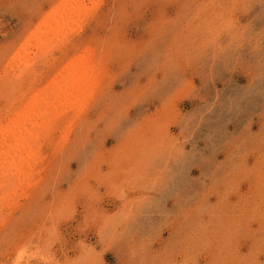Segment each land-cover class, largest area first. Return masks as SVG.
I'll use <instances>...</instances> for the list:
<instances>
[{
    "label": "rangeland",
    "instance_id": "1",
    "mask_svg": "<svg viewBox=\"0 0 264 264\" xmlns=\"http://www.w3.org/2000/svg\"><path fill=\"white\" fill-rule=\"evenodd\" d=\"M64 1L0 0V264H264V0Z\"/></svg>",
    "mask_w": 264,
    "mask_h": 264
},
{
    "label": "bare ground",
    "instance_id": "2",
    "mask_svg": "<svg viewBox=\"0 0 264 264\" xmlns=\"http://www.w3.org/2000/svg\"><path fill=\"white\" fill-rule=\"evenodd\" d=\"M80 1L81 0H79L77 3L79 4L80 3ZM64 2H69V0L68 1H64ZM72 2V1H71ZM69 4H70V2H69ZM75 4V3H74ZM74 4L72 3V5L70 6V5H68V7H69V15L68 14H65V15H67V16H71L72 15V6H74ZM65 5V4H64ZM80 5V4H79ZM83 6V5H82ZM60 7V6H59ZM61 7H63V6H61ZM60 7V9H64V8H61ZM80 8H81V6H80ZM79 8V9H80ZM82 9V8H81ZM57 10V9H56ZM66 10V12H67V9H65ZM72 10V11H71ZM57 11H59V9L57 10ZM56 11V12H57ZM62 12H63V16H64V18L61 16V19H60V16L59 15H57L58 17H59V21H61V22H63V21H66V20H64L65 19V15H64V13H66L65 11H63L62 10ZM61 13V12H60ZM80 13V12H79ZM57 14V13H56ZM61 15V14H60ZM73 15H74V13H73ZM77 15V14H76ZM79 15V14H78ZM83 15V14H82ZM51 16V15H50ZM49 16V17H50ZM56 16V15H55ZM78 17V16H77ZM80 17V16H79ZM76 18V17H75ZM77 19V18H76ZM75 19V20H76ZM73 20V19H72ZM78 20V19H77ZM51 21H54L53 23H55V19L53 20H51ZM79 21H80V19H79ZM61 22H59V23H57L56 22V24H57V26L59 27L58 29L60 30L61 28H62V25H61ZM67 22H68V20H67ZM69 22H71V21H69ZM75 23V22H74ZM61 26V28H60V26ZM64 24H65V22H64ZM68 24V23H67ZM49 25H50V23H49ZM46 26V25H45ZM44 26V27H45ZM50 26H52V28L55 26V24H54V26L53 25H50ZM69 26V25H68ZM43 27V26H42ZM47 27H48V25H47ZM57 28V27H56ZM63 28H65V29H67L66 27H63ZM70 29L72 28V27H69ZM74 28V27H73ZM72 28V29H73ZM45 29H47V31L49 30V29H51V28H45ZM69 29V30H70ZM52 30V29H51ZM49 33V32H48ZM50 34V33H49ZM62 35H63V33H61ZM48 35V34H47ZM58 35H60V32H59V34ZM40 36V35H39ZM62 37V36H61ZM42 38V37H41ZM54 38V37H53ZM53 38H51V39H53ZM56 38V37H55ZM35 39H36V37H35ZM58 39H61L60 37L58 38ZM33 40V39H32ZM37 40V39H36ZM36 40H35V42H36ZM40 40V39H39ZM43 40H46V38H44ZM43 40H41V41H43ZM48 40V39H47ZM40 41V42H41ZM52 42H53V40H51ZM32 42V41H31ZM50 42V41H49ZM30 43V42H29ZM36 43H38V42H36ZM42 43V42H41ZM57 43H58V41H57ZM53 44V43H52ZM39 45V44H38ZM41 46V45H40ZM52 46H55V45H52ZM61 46V45H60ZM36 47H37V45H36ZM42 47V46H41ZM43 47H44V45H43ZM59 47V46H58ZM34 48V47H33ZM53 48V47H52ZM23 49V48H22ZM37 49V48H36ZM48 49V48H47ZM24 51V50H23ZM23 51H22V53H23ZM44 52V51H43ZM48 52H49V50H48ZM51 52V51H50ZM60 52H62V51H60ZM21 53V54H22ZM47 53V52H46ZM57 53H58V50H57ZM49 54V53H48ZM52 54V53H51ZM59 54V53H58ZM23 55V54H22ZM38 55H41V54H38ZM55 55V54H54ZM16 56V55H15ZM57 56V55H56ZM26 56H24V58H25ZM54 56H52V58H53ZM49 58H51L50 56H49ZM55 58H57V57H55ZM21 61H22V59H21ZM20 61V62H21ZM31 61V60H30ZM47 61V58H46V60H45V62ZM51 61V60H50ZM18 62V61H17ZM52 62H53V60H52ZM55 64V63H54ZM68 64H70V63H68ZM28 65V64H27ZM28 67V66H27ZM49 67V66H48ZM84 65H83V63H82V61L81 60H77V62H73L70 66H69V68L67 69V72H66V75H65V78L63 79V78H61V79H63L62 80V82L60 81V80H57V81H60L59 83H58V85H55V86H57L56 88H52L53 86V84L51 85L52 87V89H50V90H48L47 92H43V93H41V94H43L42 96H38L37 94L34 96L33 94V99H31V101H28L30 104H27V105H25V113H24V111H23V113L24 114H20L21 115V118L20 119H18V121L15 119V117L14 118H12V119H15V127H16V124L18 125L17 126V128L18 127H21V128H19V129H25L26 130V134H27V127L26 126H28L29 124L31 125H33L34 126V128H36L35 130H37V137H40L39 136V133L41 134V132H49V129L50 128H52V126H55L56 124H60L62 121H64L65 120V118L67 117V116H69V114H71V112L74 110V108H78V107H76V105L77 104H80V103H78V102H81L82 101V99L83 98H85L84 96L85 95H87L88 93V91H87V87H86V85H85V77H84V75H85V72H84ZM25 69V68H24ZM60 69V68H59ZM63 71H64V69H63ZM66 71V70H65ZM30 72V71H29ZM56 72V71H55ZM58 72H59V70H58ZM62 72V71H61ZM62 74V73H61ZM64 74H65V72H64ZM53 75V74H52ZM58 75V74H57ZM62 76V75H61ZM56 77V76H55ZM58 77V76H57ZM59 78V79H60ZM46 79V78H45ZM54 80V79H53ZM53 80H51V81H53ZM56 81V82H57ZM25 86V85H24ZM45 90V89H44ZM43 91V90H42ZM23 93V92H22ZM38 93V92H37ZM24 95H25V93H24ZM40 95V94H39ZM21 98V97H20ZM30 98H31V96H30ZM24 99V98H23ZM17 100H18V98H17ZM81 103H83V102H81ZM13 105V104H12ZM81 105V104H80ZM79 105V106H80ZM78 106V105H77ZM22 107H24V106H22ZM82 107V106H81ZM18 109V108H17ZM13 110H14V107H13ZM79 111V110H78ZM14 112V111H13ZM11 114V113H10ZM19 115V114H18ZM19 115V116H20ZM71 116H72V114H71ZM12 117V116H11ZM19 118V117H18ZM73 118H74V116H73ZM11 119V120H12ZM10 120V119H9ZM19 121H20V123H19ZM1 124V123H0ZM12 124V123H11ZM4 125V124H3ZM10 125V124H9ZM33 126H31V127H33ZM14 127V126H13ZM24 127V128H23ZM29 127V130H30V126H28ZM8 128H10V127H8ZM66 128V127H65ZM2 129V128H1ZM5 129V128H4ZM16 129V128H15ZM18 130V129H17ZM12 131H15V130H12V127H11V131H7L6 129L2 132V134L0 133V135H2V136H4V135H6V134H10V137H11V133H12ZM19 131V130H18ZM21 131V130H20ZM16 132V131H15ZM23 132V133H24ZM30 132V131H29ZM35 132V131H34ZM18 133H20L21 134V132H18ZM31 133H32V131H31ZM13 134V133H12ZM19 134V135H20ZM58 134V133H57ZM9 136V135H8ZM13 136V135H12ZM15 136V135H14ZM17 136H18V134H17ZM21 136V135H20ZM27 136V135H26ZM25 136V138H27ZM30 136V135H29ZM41 136H43V135H41ZM6 137V136H5ZM19 137V136H18ZM17 137V138H18ZM15 138V137H14ZM24 138V139H25ZM34 138H36V137H34ZM51 138V137H50ZM60 138V137H59ZM31 139H32V136H31ZM8 140V139H7ZM15 140H17V139H14V141ZM22 140V139H21ZM27 140V139H26ZM39 140V139H38ZM5 141V140H4ZM3 140H2V142H4ZM25 141V140H24ZM36 141V140H35ZM34 141V142H35ZM9 142V141H8ZM12 142V141H11ZM27 142V141H26ZM29 143H31L30 142V140L28 141ZM50 142V141H49ZM18 143V142H17ZM25 143V142H24ZM6 143H4V146H6L5 145ZM41 144V143H40ZM2 145H3V143H2ZM1 145V146H2ZM15 146H16V144H14ZM13 144L10 146V147H15ZM23 145L24 144H22V147H23ZM31 145V144H30ZM21 147V146H20ZM20 147H18V148H20ZM1 148V147H0ZM9 149V148H8ZM16 149V148H15ZM14 149V150H15ZM28 149V148H27ZM5 150V149H4ZM14 150H13V152H12V154L13 153H15L14 152ZM22 150V149H21ZM9 152V151H8ZM21 152V151H20ZM28 152V151H27ZM29 152H30V150H29ZM4 153V152H3ZM10 153V152H9ZM23 153V152H22ZM21 153V154H22ZM24 153H25V151H24ZM35 153V152H34ZM38 153V152H37ZM5 154V158L7 159L8 158V156L10 157V155H8V154H6V153H4ZM32 154V153H31ZM2 155V154H1ZM15 155H17V154H15ZM28 155V154H27ZM30 155V154H29ZM35 155V154H34ZM19 156V155H18ZM33 156V155H32ZM25 157V156H24ZM35 157H37V156H35ZM34 157V158H35ZM44 157V156H43ZM42 157V158H43ZM3 158H4V156H3ZM12 158H13V156H12ZM27 158V157H26ZM26 158H25V161H26ZM41 158V159H42ZM15 158H13V160H14ZM20 159V158H19ZM18 159V160H19ZM22 159V158H21ZM36 159V158H35ZM18 160H17V162H18ZM31 160V159H30ZM1 161V160H0ZM20 161V160H19ZM21 161H23V159L21 160ZM28 161H29V158H28ZM3 162H4V160H3ZM13 162V161H12ZM24 162V161H23ZM31 162H32V160H31ZM0 163H2V162H0ZM5 163V162H4ZM7 163V162H6ZM25 163V162H24ZM23 163V164H24ZM9 164V163H8ZM7 164V165H8ZM31 163H29V164H27V165H30ZM4 165V164H3ZM0 166H1V164H0ZM13 166V165H12ZM25 167H26V165H25ZM29 167H31V166H29ZM18 168V167H17ZM21 168V167H20ZM15 169V168H14ZM13 169V170H14ZM19 169V168H18ZM11 170H12V167H11ZM20 170V169H19ZM21 170H23V168L21 169ZM26 170V169H25ZM15 171H16V169H15ZM2 172H4V171H2ZM16 172H18V170L16 171ZM10 174V173H9ZM22 175H24V172H22L21 173ZM25 175H27V174H25ZM30 175V174H29ZM6 176H8V175H6ZM0 177L2 178V176H1V174H0ZM5 177V176H4ZM12 177V176H11ZM16 178H18V177H16ZM27 178V177H26ZM17 180V179H16ZM13 182V181H12ZM2 183H4V182H2ZM10 183V182H9ZM25 183V182H24ZM17 184H19V183H17ZM1 185V184H0ZM25 185V184H24ZM26 185H27V183H26ZM13 186V185H12ZM2 187V186H1ZM4 187H6V186H4ZM3 187V188H4ZM14 187H15V185H14ZM14 187H13V189H14ZM6 188H8V187H6ZM12 189V190H13ZM6 191V190H5ZM4 192V191H3ZM1 194V193H0ZM6 194H7V191H6ZM8 194H9V192H8ZM3 195V194H2ZM11 195V194H10ZM254 195V194H253ZM8 197H9V195H8ZM7 198V197H6ZM11 198V197H10ZM1 200L3 199V198H0ZM5 202V201H4ZM3 202V203H4ZM6 202H7V200H6ZM227 249H229V248H227Z\"/></svg>",
    "mask_w": 264,
    "mask_h": 264
}]
</instances>
